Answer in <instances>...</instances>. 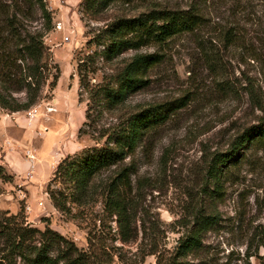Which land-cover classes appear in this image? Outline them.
<instances>
[{
    "label": "rangeland",
    "instance_id": "1",
    "mask_svg": "<svg viewBox=\"0 0 264 264\" xmlns=\"http://www.w3.org/2000/svg\"><path fill=\"white\" fill-rule=\"evenodd\" d=\"M160 1L172 7L193 3ZM47 3L53 28L46 42L60 76L54 88L49 79L29 108L12 110L0 105V164L4 168L0 209L9 211L6 215L20 212L30 225L44 228L49 223L81 249L97 251L104 264H159L158 258L164 264H247L248 260L262 264L264 247L257 249L255 243L251 252L257 254H246L255 226L264 225V163L251 155L255 151L262 158V151H251L249 160L232 168L236 173L224 179L221 197L201 191L207 161L214 152L227 149L239 131L264 113L252 105L248 92L249 88L264 97V1L244 0L239 5L237 0H211L207 5L203 1L212 21L196 35L208 38L205 45L218 59L213 63L206 59L191 33L145 46L140 50L157 51L162 60L149 70L148 85L116 107L102 98L92 99L90 87L108 79L135 50L107 61L99 54L102 46L91 38L128 6L117 2L99 18H92L82 0ZM218 22L237 26L239 38L225 45L215 28ZM83 59L88 89L80 80ZM223 79L231 81L239 94L222 96L217 87ZM16 96L26 100L25 92ZM186 97L187 104L170 112L165 123L125 160L133 168L132 189L125 191L136 212L135 239L123 241L115 218L105 211L108 183L118 166L103 169L94 178L84 205L69 202L65 210L55 205L51 188L64 191L67 186L52 178L65 156L109 140L114 128L138 106ZM198 208L220 213V223L203 233L200 246L179 255V239L190 232L193 210ZM18 262L22 264L21 259Z\"/></svg>",
    "mask_w": 264,
    "mask_h": 264
},
{
    "label": "trees",
    "instance_id": "2",
    "mask_svg": "<svg viewBox=\"0 0 264 264\" xmlns=\"http://www.w3.org/2000/svg\"><path fill=\"white\" fill-rule=\"evenodd\" d=\"M203 1L207 5L211 0H193L187 7H172L160 0H82L85 13L92 18H99L117 2L128 6L124 13L107 22L91 38L102 46L99 54L107 61H112L127 50H135L108 79L90 87L91 98H102L110 107H116L123 104L132 92L146 87L149 83V70L161 62L162 56L157 51L140 49L153 44H164L184 33L196 35L208 27L212 19L206 12ZM237 1L239 5L244 0ZM235 9L237 8L234 11ZM52 28L53 12L47 0H0L1 106L12 110L29 108L37 101L50 78V87L57 85L60 68L53 62L46 42L47 34ZM215 28L225 45L234 43L239 38L237 26L218 22ZM202 37L201 40L196 35L206 52V59L213 63L218 59V54L207 43L205 45L208 38L205 35ZM85 62L84 59L79 62V71L81 83L88 89L90 84L86 73L82 71ZM226 79L218 82L219 93L222 96L238 95L240 91ZM249 91L252 105L264 112V97L248 88ZM20 92L26 93L25 101L16 96ZM187 102L188 97L138 106L114 128L109 140L65 156L57 165L52 178L67 186L64 191L51 188L50 196L55 205L63 210L69 207V202L84 205L92 190L94 178L103 169L118 166L117 175L108 183L105 211L115 218L123 241L135 239L138 236V229L134 225L136 212L130 193L125 191L127 187L132 189L130 173L133 168L131 163L126 165L125 160L136 153L146 136L165 123L170 112ZM253 150L262 151V158L255 151L251 155L264 163V113L259 115L256 122L239 131L229 142L227 149L214 152L213 157L207 161L201 193L221 197L226 176L235 175L232 168L249 160ZM3 169L0 164V173H3ZM122 185L124 189L121 188ZM8 212L0 209V264H19V259L22 264H104L96 256L97 251L92 248L81 249L75 240L55 230L49 223L41 228L26 223L20 212L6 215ZM193 214L190 232L179 239V255L200 246L203 233L220 223L221 216L217 211L208 212L198 208L193 210ZM249 243L246 250L248 257L257 254L251 252L255 243L257 249L264 247L263 224L255 226ZM152 252L157 251L155 249ZM261 258L264 264V253ZM158 262L164 264L160 258ZM247 264L251 262L248 260Z\"/></svg>",
    "mask_w": 264,
    "mask_h": 264
},
{
    "label": "crops",
    "instance_id": "3",
    "mask_svg": "<svg viewBox=\"0 0 264 264\" xmlns=\"http://www.w3.org/2000/svg\"><path fill=\"white\" fill-rule=\"evenodd\" d=\"M16 113H17V112H15V114H14V115H16ZM11 123H12V122H11ZM16 165H17V164H16ZM18 166H19V165H18ZM13 167H15V164H14V166H13ZM14 169H15V168H14Z\"/></svg>",
    "mask_w": 264,
    "mask_h": 264
}]
</instances>
